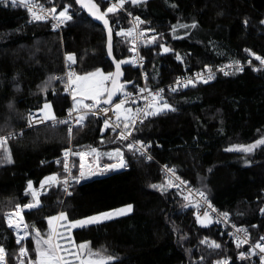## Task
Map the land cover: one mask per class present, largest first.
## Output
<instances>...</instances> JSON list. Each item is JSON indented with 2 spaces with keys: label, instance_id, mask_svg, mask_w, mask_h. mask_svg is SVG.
Masks as SVG:
<instances>
[{
  "label": "trees",
  "instance_id": "obj_1",
  "mask_svg": "<svg viewBox=\"0 0 264 264\" xmlns=\"http://www.w3.org/2000/svg\"><path fill=\"white\" fill-rule=\"evenodd\" d=\"M30 1L56 12L68 7L71 18L56 32L46 22L30 21L26 7L0 2V134L25 128L0 147V246L10 264L19 261L20 245L6 224L7 212L32 200L29 183L37 190L46 179L62 176L55 159L70 145L67 125L26 128L28 114L51 103L60 116L71 105V98L53 81L64 69L63 54L74 57V75L112 72L103 29L75 0ZM92 1L105 10V2ZM122 8L143 18L157 35L141 47L148 85L169 83L186 71L264 57V0L128 1ZM107 17L112 25L117 20L130 24L123 12ZM163 46L169 51L162 52ZM114 55L118 60L129 55L128 43L117 36ZM124 69L125 81L131 83L127 88H133L140 71L130 65ZM163 101L169 108L148 117L131 136L148 144L153 161L126 152V170L87 176L69 195L61 183L45 185L40 205L24 212L32 231L27 246L34 258L33 234L38 230L47 236L50 218L64 213L67 220L60 221L71 223L131 206L126 215L73 229L70 239L75 245L86 243V252L112 257L108 264H206L219 258L230 260L228 264H260L255 257L236 262L237 253L248 246H238L216 225H201L188 196L168 184L160 165L173 168L234 223L249 225L252 243L261 239L264 144L250 153L229 149L264 137V71L249 66L228 75L219 72L211 83L166 91L158 102ZM83 122L73 131L75 146L95 145L104 135L108 142L115 138L109 130L104 133L100 118L85 115Z\"/></svg>",
  "mask_w": 264,
  "mask_h": 264
},
{
  "label": "built area",
  "instance_id": "obj_2",
  "mask_svg": "<svg viewBox=\"0 0 264 264\" xmlns=\"http://www.w3.org/2000/svg\"><path fill=\"white\" fill-rule=\"evenodd\" d=\"M102 1L107 4L105 10H103V13L111 15L117 14L118 12H123L130 21V24L124 26L120 20H117L114 23L113 27L115 35L122 38L129 45V55L126 60L128 65L140 71L139 82L134 85L133 88H123L114 103L110 106L99 105L93 106L91 108H75V110H73L74 106L72 104V100L75 87L73 85V82H69L70 78L68 75L69 72L73 73V64L65 63L63 71L56 73L54 75L53 81L59 88H61L65 95L71 98V105L69 106L67 111L64 114L56 116L47 122L38 110L31 111L27 117L26 128H33L43 124H50L53 126L67 125L68 129L71 128L72 134L75 128L79 125V116L92 115L94 117H98L101 119L103 125H105L106 121L108 122L107 128L109 129L111 134L115 136V138L111 142H105L104 136H101L97 145L95 144L91 146L92 149H96L92 160L88 159V150L78 149L77 147L73 146L72 143L68 147L63 149L61 155L55 159L56 164L60 165L63 174L60 177L56 176L54 182L61 183L63 185L66 195L70 194L75 184L81 182L82 179H84L80 178L81 171H83L86 176L87 174L93 173L95 175L102 174L110 171L108 167L111 163H121V159L123 161V169L126 170L128 168V162L125 155L126 152L142 154L145 156V159L148 162L154 160L148 152V144L138 140H134L131 136L133 131L136 128L140 127L143 122L151 116L145 115V113L156 112V103L163 98V94L166 91L180 92L182 90L197 88L201 85L211 83L215 80L216 75L219 72H221L223 75H228L233 71H241L244 67L249 66L255 71H264V63H261V59H264V57L259 56V58L261 59H257L256 57L254 60L250 59L246 63L242 61H228L220 65L217 64L214 67L208 69L206 68L186 71L183 74L177 76L169 83L148 85V74L144 70V59L141 57V47L144 45L149 32L148 29L143 26L145 20L140 16H135L131 13L125 12L122 6H119V0ZM125 1L126 0H124V2ZM4 2H9L11 4V0H4ZM18 4L19 3H17L16 6H18ZM31 4L33 5L34 12L37 15L42 16L43 18L40 20L34 19L33 13L30 12L26 7L29 13L30 21H43L48 23L53 31H62L63 27L66 24V21L63 20V22H59L57 19H54V15H58L57 12L55 14L52 13L51 9L43 4ZM114 4L117 5L116 9L113 12H107V9L109 7H112ZM129 32L131 34L127 35L126 33ZM71 81H73V76L71 77ZM121 100L124 101L122 108L119 110H115V105ZM89 105L95 104L91 103ZM149 105H151V107H149ZM126 109H130L131 111H125ZM70 112L71 115H69ZM118 114L119 119H117ZM60 121H67V123H60ZM126 123L128 127H125ZM24 129L25 128L17 129L11 133L0 134V139L7 140L11 137L21 136ZM114 143H117L123 152L118 153V155L116 156V161L104 164L101 163L98 159V151L101 148L112 145ZM1 146L2 145H0V147ZM65 152L69 153L67 157H65ZM80 153L85 154L83 160L79 155ZM160 168L163 177L168 181V184L171 187L178 188L183 194H186L188 196V198L190 199V205H193L195 207V215L197 221L205 224V226L207 227L216 225L223 234L228 235L238 246H248L247 249H242L237 253L235 257L236 262H245L255 257L258 258L260 260V264H262L261 257H264V252H261L260 248L256 247V245H264V240L259 239L258 241L252 243L250 241L251 235L249 225H238L234 223L230 219L229 215L222 213L218 208L212 205L209 199L202 192L196 190L194 187L189 186L186 182H184L176 174L173 168L167 165H160ZM262 196H264V191L262 192ZM262 210H264V208ZM262 210L260 213L262 216H264V211ZM205 213H207L206 217ZM24 225L25 224L21 220V216H19L18 221L16 220V222L13 223L12 229H16V231H18L19 233L18 235L22 237L24 234ZM238 229H241L243 231H238ZM18 235L17 237H15L17 244L18 238H20L18 237ZM262 237H264V234ZM25 240L23 237V239H20L19 243ZM6 262L7 255L5 254L3 264H6ZM229 262L230 260L226 258H219L206 264H228Z\"/></svg>",
  "mask_w": 264,
  "mask_h": 264
},
{
  "label": "snow or ice",
  "instance_id": "obj_3",
  "mask_svg": "<svg viewBox=\"0 0 264 264\" xmlns=\"http://www.w3.org/2000/svg\"><path fill=\"white\" fill-rule=\"evenodd\" d=\"M0 2H4V0H0ZM77 2L82 3V0H77ZM123 2H124V0H119V6H122ZM133 2H135V0H133ZM17 3H19L22 6L27 7L28 10L33 13L34 19L40 20L43 18L42 16L37 15L34 12L33 5L31 3H29V0H11V4L13 6H16ZM83 6L87 7L89 9L90 13L96 19L102 20L105 24V27L108 26V21L105 18L107 13H102L100 11V9L97 7L96 3H93L92 0H88V3L83 5ZM116 7H117V5L114 4L112 7H109L107 9V12H113L116 9ZM51 11L54 14L56 13L55 8L51 9ZM53 18L57 19L59 22H63V20L70 19L71 17L68 15L67 7H65L62 11H60L58 13V15H54ZM126 34L130 35L131 33L129 32ZM165 50L167 51V49H165ZM109 54H111V50H109ZM67 59L69 61H72L73 63L75 62L74 57H72V56H68ZM257 59H261V58L257 57ZM261 63H264V59H261ZM116 69H117L116 74H109V76H112V75H116L117 77L119 76V74H120V63L116 64ZM68 75L70 78L69 82L71 83L72 82L71 77L74 75V73L69 72ZM88 76L89 77L100 76L104 80L109 79V76H104L103 73H101L99 70H97V72H95V73H89ZM77 79L78 80L87 79V77H77ZM116 83L117 82L114 79L113 84L116 85ZM118 90H119L118 86L114 87V90L109 93L108 99L104 100L102 102L103 103H111L112 102V96ZM97 95H99V93H97ZM91 98L97 101V105L101 102V101L97 100V96H92ZM74 99H75V97H74ZM154 99H155V97H154ZM77 103H79V102H77ZM123 104H124V101L121 100L119 103H117L115 105V110L121 109ZM93 106H95V105H86L85 107L91 108ZM45 107H48V106L46 105ZM149 107H151V105H149ZM163 107L165 109H167V108H169V105L164 104ZM73 110H75V107ZM125 111L130 112L131 110L126 109ZM154 114H157V113L156 112L145 113V115H154ZM69 115H71V112L69 113ZM48 118H52V117L49 116ZM83 119H84V116H79L78 122L83 121ZM117 119H119V114L117 115ZM60 123H67V121H60ZM105 125L107 127V125H108L107 121L105 122ZM125 127H128L127 123L125 124ZM71 131H72L71 128H69V135L70 136H71ZM257 143L258 144H264V141H258ZM5 144H6V140L0 139V145H5ZM254 147H256V145H252L249 148L241 149V150L250 151ZM229 150H232V149H229ZM91 151L94 153V152H96V149H92ZM68 154H69L68 152H65V157H67ZM79 155L81 156V159L83 160L85 154L80 153ZM8 162H11L10 156L8 157ZM120 166H123V161H121ZM112 167H114V166H112ZM80 178H87L83 171H81ZM48 179L54 180L55 177L48 178ZM77 182H79V181H77ZM28 187L31 190V188H32L31 183H29ZM32 195L35 199L36 193L33 192ZM38 203H39L38 200H36L35 203H30V204L24 205V206H17L16 212L9 214V217H10L8 220L9 226L10 227L13 226L11 216L19 215L20 212L22 211V209L25 207L29 208V209L33 208V207H37ZM130 211H131V206H128V208H126V209H120L118 211V213H116V214L123 215V214H126L127 212H130ZM262 211H264V210H262ZM112 215H114V214L113 213H106V214H104L103 217L93 216V217H90L87 219L77 220V221L71 222V227H84V226L89 225V224L98 223L102 218L108 219V218H111ZM206 216H207V213H205V217ZM53 220H67V217L65 216L64 213H61L58 217L50 218L49 219L50 227L52 225ZM238 231H243V230L238 229ZM36 235H37L36 248H35L36 258L34 261H28V264H108V262L112 259V257H107L106 259H104V258L97 259L96 257L99 256L98 253H92L90 250L86 252V250L89 248V246L86 243L80 244V245H75L74 243H71L70 246H65L64 243L61 242L62 235L60 233H56L54 235L53 232L50 231L49 234H47L46 238H41V233L37 230ZM20 239H23V237L18 238V241H17L18 243H19ZM261 239L264 240V237H262ZM211 246L212 247H219L218 244H214V243ZM256 247L260 248L261 252H264V245L258 244V245H256ZM20 251H21V254L23 256L28 255L27 250L24 249L23 247L21 248ZM4 259H5L4 249L0 248V264H3ZM261 262H262V264H264V257H261ZM22 264H23V262H22Z\"/></svg>",
  "mask_w": 264,
  "mask_h": 264
},
{
  "label": "rangeland",
  "instance_id": "obj_4",
  "mask_svg": "<svg viewBox=\"0 0 264 264\" xmlns=\"http://www.w3.org/2000/svg\"><path fill=\"white\" fill-rule=\"evenodd\" d=\"M131 2L133 4H136V5H139L143 2H145L146 0H135V2H133V0H126L125 2ZM29 3H31V1L29 0ZM68 9V7H67ZM62 11V10H61ZM60 12V11H59ZM57 12V13H59ZM68 15L70 16V13L68 12ZM69 19L65 20V21H68ZM143 26H145L147 29H148V37L146 38L145 42L146 41H149V42H152L155 37L157 36L155 31L152 29H149L147 27V22L144 21V24ZM41 45V44H40ZM44 45V44H43ZM42 45V46H43ZM45 45H47L45 43ZM21 49H24L25 50V53H28L29 52V47L27 46H22ZM167 49V51L165 50ZM37 50V51H36ZM36 54H39L41 51H39V49H35L34 50ZM169 49L166 48L165 46H163L162 48V52L166 53L168 52ZM37 56V55H36ZM70 56L68 54H63V60L66 61V63L70 64L73 62L72 61H69L67 59V57ZM29 57H31V54L29 55ZM100 71V70H99ZM97 72V71H95ZM93 72V73H95ZM101 73H103L104 76H109V74H112V72H103V71H100ZM77 77H87V79H80L78 80ZM111 77L112 76H109V79L107 80H104L102 77L100 76H92V77H89L88 75H78V74H75L74 77H73V85L75 87L74 89V92H73V106L75 108H80V107H83L85 108L86 105H89L91 103H96L97 101L92 99L91 97L92 96H97V100H100L103 96L106 95L107 93V88H108V85H109V82L111 80ZM97 93H99V95H97ZM75 97V99H74ZM79 102V103H77ZM164 104H167L166 102H157L156 103V113H159V112H162L165 108L163 107ZM48 106V107H45V106ZM168 105V104H167ZM42 115H43V118L45 119V121H50L51 119H53L55 116L54 114V111L52 109V105L51 103H46L44 104V106L42 107V109L38 110ZM52 117V118H48V117ZM84 125V122L83 121H80L79 122V125L75 128V129H78V128H81L82 126ZM105 130V128L103 127V131ZM15 130H11L9 131V133L11 132H14ZM103 133V132H102ZM72 137H73V134L71 133V136L69 135V138H70V143H72ZM111 140H114V137L112 139L111 137ZM258 141H264V137L258 139L257 141L253 142V143H250V144H246V145H240V146H235L233 148H231L232 150H237V151H241V152H244V153H250L252 152L254 149H256L257 147H259L260 145L262 144H258L257 142ZM99 142V141H98ZM97 142V143H98ZM73 144V143H72ZM97 145V144H96ZM252 145H256V147L252 148L250 151H243L241 149H246V148H249L250 146ZM73 146H75L73 144ZM92 145L86 147V148H80L78 146H75L77 147L78 149H81V150H88V159L89 160H92L93 157H94V153L91 151L92 150ZM106 148V147H105ZM105 148H101L99 151H98V159L101 163H110L112 161H116V156L118 155V153H122V149L119 147L118 149L114 148V150L112 151V148L110 149H105ZM91 175V174H90ZM55 179L54 180H50V179H46L42 185V187H40L39 189H33V187L31 188V190L29 189L30 193L32 194L33 192L36 193V197L34 199L33 195H32V200L29 202V203H26V204H18L16 205L12 210L8 211L6 216H5V221H6V224L7 226L12 230V232L14 233L15 237H17V235L19 234L18 231H16V229H12V227L9 226V223H8V220H9V214H12V213H15L16 212V209H17V206H24V205H28L30 203H35L36 200H38V206L40 205V201H39V196L41 194H43L47 189L45 188V185H53L55 182ZM37 206V207H38ZM37 207H33V208H37ZM128 208V206H124V207H120L118 209H112V210H109V211H105V212H101V213H97V214H94V215H91V216H87V217H84V218H81L79 220H82V219H87V218H90V217H93V216H99V217H103L104 214L106 213H113L114 215H112L111 218H108V219H101L98 223H93V224H89V225H86L84 227H88V226H91V225H96V224H99V223H102V222H105V221H108V220H111L113 218H116V217H119V216H123V215H126L130 212H127L126 214H123V215H118L116 213H118V211L120 209H126ZM29 208H23L22 211L20 212L19 215H13L11 216V219H12V223H15L16 220L18 221V218L19 216H21V220L24 222V231H23V236L24 237V240L23 242H20L18 243V245H20V250L21 248L23 247L24 249L27 250L28 252V255L27 256H23L21 254V251L19 250V253H20V258H19V261L17 262V264H28V261H34L35 258L32 256L30 250H29V247L27 246V241L28 239L31 237L32 235V231L30 230V227L28 226L26 220H25V217H24V214L23 212L25 210H28ZM32 209V208H30ZM132 210V209H131ZM58 217V216H57ZM66 222V221H64ZM199 222V221H198ZM201 225H204L203 223L199 222ZM84 227H71V223H62V221L60 220H53L52 221V225H51V231L53 232V234L55 235L56 233H60L62 235V240L61 242L64 243L65 246H70L71 243H74L72 239H70V232L73 230V229H76V228H84ZM34 236V244H35V247H36V240H37V235H36V232L35 234H33ZM18 237H20V235H18ZM47 236H41V238H46ZM22 241V240H21ZM1 248V247H0ZM6 254V252H5ZM7 255V254H6ZM99 258L97 259H100V258H104V257H100L98 256ZM6 264H10L9 262V259H8V256H7V262Z\"/></svg>",
  "mask_w": 264,
  "mask_h": 264
},
{
  "label": "water",
  "instance_id": "obj_5",
  "mask_svg": "<svg viewBox=\"0 0 264 264\" xmlns=\"http://www.w3.org/2000/svg\"><path fill=\"white\" fill-rule=\"evenodd\" d=\"M75 2L85 12V14L87 15L88 18H90L94 23H96L97 25H99L103 29L104 34H105V41H106L105 42L106 58L112 65V74H116V71H117L116 64L120 63V74H119V76L117 77L116 75H112L111 80H110L109 85H108V88H107V93H106L105 97H103L102 99L99 100L101 102L98 105H97V102L95 103V106H99V105L109 106L118 97V95H119L120 91L122 90V88L129 87L131 85L130 82L125 81V69H124V67L126 66V61L125 60H118L115 57V55H114V32H113V28H112L111 22L108 19V17L107 16L105 17L107 19V21H108V26L105 27V24H104V22L102 20L96 19L90 13L89 9L87 7H85V6H83V5L88 3V0H82V3H78L77 0H75ZM97 7L103 13V11L99 7V5H97ZM109 50H111V54H109ZM114 79L117 82L116 85L113 84V80ZM117 86L119 87V90L116 91L115 94L112 96V102L111 103H103L102 101L107 100L109 93L112 92L114 90V87H117ZM121 161H122V159H121ZM120 165H121V163L113 162V163H111L109 165L108 169L110 170V172L123 171L124 170L123 166H120ZM112 166H114V167H112Z\"/></svg>",
  "mask_w": 264,
  "mask_h": 264
},
{
  "label": "crops",
  "instance_id": "obj_6",
  "mask_svg": "<svg viewBox=\"0 0 264 264\" xmlns=\"http://www.w3.org/2000/svg\"><path fill=\"white\" fill-rule=\"evenodd\" d=\"M103 127L105 128V130H104V133L106 132V130H109L105 125H103ZM108 134L110 135V136H112V134H111V132L110 131H108ZM113 139V138H112ZM104 141L105 142H108V140L106 139V136L104 135ZM112 141V140H111ZM111 141H109V142H111ZM105 147H107V146H105ZM104 147V148H105ZM116 149H118V148H116ZM114 150V148L112 149V151ZM94 175V174H93Z\"/></svg>",
  "mask_w": 264,
  "mask_h": 264
}]
</instances>
